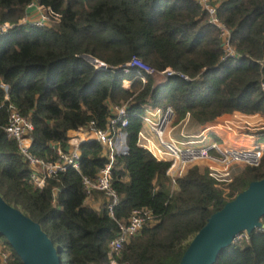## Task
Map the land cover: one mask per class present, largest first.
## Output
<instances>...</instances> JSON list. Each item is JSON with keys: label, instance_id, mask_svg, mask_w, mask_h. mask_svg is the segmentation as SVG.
<instances>
[{"label": "trees", "instance_id": "trees-1", "mask_svg": "<svg viewBox=\"0 0 264 264\" xmlns=\"http://www.w3.org/2000/svg\"><path fill=\"white\" fill-rule=\"evenodd\" d=\"M59 15L50 26L18 25L27 6ZM215 17L229 31L238 59L222 56L217 30L195 0H0V85L32 130L28 151L54 162L52 146L67 148V132L87 126L103 129L114 106H126L127 125L119 131L124 153L116 154L111 187L119 203L109 218L104 207L84 204L81 176L92 178L104 165L94 141L79 144L78 172L29 183V169L15 143L8 142L6 102L0 88V198L36 223L60 255V264H178L192 238L213 213L264 178V150L257 167L246 166L222 185L193 166L170 193L167 163L155 161L136 145L144 109L169 106L173 124L186 113L197 125L234 112L264 117V0H211ZM84 56L117 68L131 58L155 72L166 68L185 75L162 79L131 70H95ZM127 82V87L123 83ZM148 208L156 223L145 227L116 254L108 243L131 210ZM262 229L235 239L213 264H264ZM239 234V235H241ZM238 235V236H239ZM6 264L21 261L0 236ZM65 257V262L61 261Z\"/></svg>", "mask_w": 264, "mask_h": 264}, {"label": "built area", "instance_id": "built-area-1", "mask_svg": "<svg viewBox=\"0 0 264 264\" xmlns=\"http://www.w3.org/2000/svg\"><path fill=\"white\" fill-rule=\"evenodd\" d=\"M203 11L206 12L207 22L217 30V38L220 42L222 56L221 61L226 59H238V55L229 45V31L215 17V7L211 0H195ZM38 11V17L34 20L27 19L26 15L18 22V25H29L34 27H47L58 22L59 15L53 13L49 8L36 6L30 3L27 10ZM13 26L8 23L0 24V35L5 34ZM95 70H119L128 73L131 70L141 71L147 75L160 76L163 79L177 77L187 81L188 78L176 71L166 68L155 72L141 64L138 60L131 58L127 63L117 68H108L103 63L95 60L88 62ZM127 87V86H126ZM4 92L3 101L6 102L7 120L2 128L8 142L15 143L19 154L29 169V183L35 188H42L44 181L53 178L57 174L64 173L67 169L78 172L80 154L78 151L79 140L67 138L68 147L65 151L52 146L57 155L54 162H46L28 151V146L22 144L23 140L32 130L27 118L19 115L16 108L9 103L6 91L7 86L1 84ZM264 90V87L261 86ZM126 106H114L110 109V117L103 129L94 128L93 123L83 127L90 132L92 140L101 148L105 159L104 165L98 170L94 177L81 176V186L85 200L94 194H100L104 199V209L109 218L113 219V210L119 203V195L111 187V170L113 168L116 154L124 153L123 136L120 129L127 125ZM229 116V123L239 124L244 134L249 137L260 138L261 121L248 122L251 116L240 113H232ZM256 117V116H253ZM140 128L136 134V145L148 152L151 157L162 163H167L164 176L167 181L170 193L176 189V180L181 178L186 171L198 166L204 168L206 175L216 184L226 185L231 183L233 177L241 170L242 166L257 167L264 150V145L253 143L249 147H226L209 141L206 136V129L193 132V125H196L186 113L184 117L173 124L174 113L171 107L156 109H144L139 117ZM152 212L145 207L131 210L124 222L116 223L114 237L108 243V256L116 254L128 241L139 235L145 227L156 223ZM236 239V238H235ZM7 253L0 244V264H6ZM109 264H115L110 259Z\"/></svg>", "mask_w": 264, "mask_h": 264}, {"label": "water", "instance_id": "water-1", "mask_svg": "<svg viewBox=\"0 0 264 264\" xmlns=\"http://www.w3.org/2000/svg\"><path fill=\"white\" fill-rule=\"evenodd\" d=\"M87 62H95L84 56ZM264 178L250 182L231 201L210 215L195 234L178 264H213L235 238L263 228ZM0 236L21 264H60V255L39 226L0 198Z\"/></svg>", "mask_w": 264, "mask_h": 264}, {"label": "crops", "instance_id": "crops-1", "mask_svg": "<svg viewBox=\"0 0 264 264\" xmlns=\"http://www.w3.org/2000/svg\"><path fill=\"white\" fill-rule=\"evenodd\" d=\"M27 13V19L30 20H34L39 14L36 8L27 10ZM202 129H206L205 133L209 141L226 147H249L258 139L255 137H249V135L244 134V131L240 127H236L234 124L229 123L228 115H223L204 125H193V132H199ZM66 136L68 140L71 137L80 142L92 140L90 132L83 127L78 128L77 130L68 131ZM22 144L24 146H29L28 139L25 138ZM84 204L94 211H99L104 206V199L100 194H94L89 199L85 200Z\"/></svg>", "mask_w": 264, "mask_h": 264}, {"label": "rangeland", "instance_id": "rangeland-1", "mask_svg": "<svg viewBox=\"0 0 264 264\" xmlns=\"http://www.w3.org/2000/svg\"><path fill=\"white\" fill-rule=\"evenodd\" d=\"M28 20H30V19H28ZM158 78H161V77L158 76ZM123 86L126 87L127 86V82H124L123 83ZM246 116H251L252 117L251 119H248L247 120L248 122L254 123L256 121H261L263 123V125H261V128H263V130L260 131L262 135L260 136V138L257 139L256 143H260V144H263L264 145V117H262V116H260L258 114H255V115H246ZM253 116H256V117H253ZM234 125L236 127H240L241 126L239 124H234ZM245 167L246 166H242L240 169L242 170ZM242 237H243V235L241 234V235L237 236L236 239H239V238H242ZM61 261L62 262H65V257L64 256H61Z\"/></svg>", "mask_w": 264, "mask_h": 264}]
</instances>
